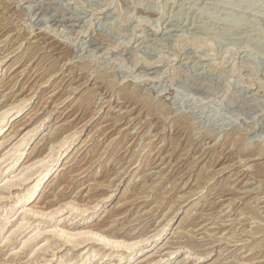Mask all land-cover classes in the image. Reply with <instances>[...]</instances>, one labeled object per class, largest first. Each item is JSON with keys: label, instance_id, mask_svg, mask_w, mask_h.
Wrapping results in <instances>:
<instances>
[{"label": "rangeland", "instance_id": "obj_1", "mask_svg": "<svg viewBox=\"0 0 264 264\" xmlns=\"http://www.w3.org/2000/svg\"><path fill=\"white\" fill-rule=\"evenodd\" d=\"M218 1L0 0V80L4 82L0 83V95L4 91L0 104L15 96L27 98L26 111L10 120L24 125L0 150L46 114L42 128L31 137L26 158L43 150L50 135L77 130L66 153L70 159L69 153L77 150L76 157L57 171L55 180L38 194L37 204L54 200V190L59 199L82 203L111 191L109 198L100 200L95 217L87 220L98 224L96 231L105 226L103 234L108 237L151 236L166 213L172 217L139 261L171 258V264H264V155L236 151L245 141L253 150L264 138V89L258 88L264 83V20L240 18L237 12L228 20ZM257 3V10L263 8L264 0ZM232 19L242 20V25L233 28ZM185 36L189 42H181ZM204 39L203 43L212 45L215 64L207 60L206 47L199 46ZM228 49L233 54L227 60ZM250 65H256L255 70ZM50 66L56 71L44 83L41 75ZM234 69L238 71L233 73ZM101 72L118 84L107 86ZM236 74L247 84H256L247 87L244 82L245 88L236 87L237 101L228 111L239 120L225 126L219 113L209 117L205 102L218 95L226 80L234 81ZM183 82L188 88L181 98L178 87ZM122 84L129 89L120 92ZM127 91L146 97L134 98ZM226 99L221 110L226 109ZM29 114L33 116L28 118ZM185 115L194 121L195 132L191 123L181 124ZM6 129H0L1 136ZM132 176L137 187H126ZM109 182L114 184L111 188L105 186ZM3 210L0 207V214ZM62 214L60 226L71 222L68 213ZM75 219V225L86 221L81 216ZM45 220L38 239L47 234L54 239L46 232L51 218ZM21 237L15 235L0 247V264H25L35 254L27 248L11 263L7 261L13 253L10 248L19 250ZM188 239L192 240L190 250L184 247ZM66 244L38 252L37 261L30 264H43L45 259L52 263L51 254L67 252ZM79 251L74 248L67 255ZM196 253L204 257L198 260ZM111 259L87 264H112Z\"/></svg>", "mask_w": 264, "mask_h": 264}, {"label": "bare ground", "instance_id": "obj_2", "mask_svg": "<svg viewBox=\"0 0 264 264\" xmlns=\"http://www.w3.org/2000/svg\"><path fill=\"white\" fill-rule=\"evenodd\" d=\"M215 3L218 4V7H220L222 11L223 10L225 11V12L223 11L224 14L226 13V17L225 18H228L227 16H231V15H233V14H235L237 12V14L239 13L240 18H241V16L243 18L245 16H249V18L252 21L264 20V6L262 5L263 8L260 7L261 9L257 10L256 9V8H258L257 7L258 6L257 0H219L218 2H215ZM205 5H207V4H205ZM241 6H243L244 9L240 11V7ZM215 10H216V8H215ZM218 10L220 11V9H218ZM207 11H208V8H207ZM159 12H160V10H159ZM209 12L210 11H208V13ZM209 14L211 16L212 13H209ZM214 15H217V14H214ZM118 16L120 17L119 14H118ZM127 16H129V15H127ZM239 16L236 17V18H239ZM218 18H220V17H218ZM228 20H229V18H228ZM245 20H247V19L245 18ZM241 21L239 19H232V22H230V23L232 24L233 28H236V27L240 26ZM0 23H3V22H0ZM182 37H184V36H182ZM204 41H205V39L201 43L199 42L200 43L199 46L200 47H203V46L206 47V49H207L206 51L208 52L207 53V58H208L207 60L210 61V63L213 64L214 61L216 62V60H215V54H214L213 49H212V45L211 44H207V42L203 43ZM181 42H189V40L186 37V38H182ZM37 49H40V47L37 48ZM229 49H228V51L226 50L227 51L226 53L229 56L226 57L224 55L227 60L233 54L232 50H229ZM248 50H250V49H248ZM35 51H36V49H35ZM33 53L34 52H32V55H33ZM222 54H225V53H222ZM222 54L220 56L223 57ZM2 57H0V58H2ZM28 58H31V56L28 57ZM139 59H136L135 64H137V63L139 64V61H140ZM233 64H234V61H233ZM251 65H250L249 68L252 71L255 70V66L256 65L254 67L251 66ZM87 66H88L87 64H84L82 66V68L85 69V68H87ZM234 66L235 65H233V67ZM8 68H9V66H8ZM230 70H232V69H230ZM55 71H56V69H54L53 67L51 68V66H50V68L48 67V69L46 68V70L44 69V71L42 73L43 75H41V76H43L42 78L45 79L44 83L46 81H48L53 76ZM237 71L238 70L234 69L233 73H235ZM99 74H100L101 78L104 79L103 81H105L107 86H115V85L118 84L117 82H115L113 80V77H109V75L107 76V72H101ZM143 77H145V76H143ZM10 78L11 77H9V79ZM138 78H140V77H138ZM240 78L241 77H239L236 74L235 79L232 82H231L232 78H230V81H227L225 79L226 81L225 80H224L225 82L223 81L224 83L221 85L222 87L218 90V92H219L218 95L214 96V97L209 96L211 99L208 102H205L206 104H209V110L208 111H209V113L212 114L209 117H211V119H212L215 113L216 114L219 113V116L220 115L222 116V118H221L222 123H226L225 126L233 124L238 119L237 116L232 115L230 113L231 111L230 112L228 111V110H230L232 108V106L237 101L236 97L234 96V95H237V94H234L235 90H236V87H237V89H240V88H245L246 86L248 87V86H252V85L256 84L255 82H253V81L251 82L250 81L248 83L249 84L248 85L245 81L241 80ZM2 79L0 80V83H2L1 85L4 84ZM154 79H155V77H154ZM228 80H229V78H228ZM135 81L137 82L136 79H135ZM244 82L247 84V85L245 84L246 86H244ZM35 83H36V81H35ZM125 85H123L124 88H122L120 90V92L124 91L127 88L129 89L130 86L129 85L125 86ZM133 86H134V83H133ZM131 87H132V84H131ZM186 87L188 88V85L186 83V86H185L184 82H183V84L180 87H178V88H181V89H179V91L177 90L179 92L178 94L181 95V98H182V95L183 96H184V94L187 95V91L185 90ZM135 88H137V87H135ZM258 88H263L264 89V83H259ZM130 89H132V88H130ZM137 90H138V88H137ZM184 91L186 93H184ZM1 92L2 93H1L0 97L2 96L4 91H1ZM140 92L139 93L137 92V93L140 94ZM128 93L130 95H132V96L135 94L133 96L134 98L138 97V96L140 97V95H136V92L134 93V91L133 92H128ZM118 94H120V93H118ZM141 97H144V95L143 96L141 95ZM141 97H140V99H141ZM145 97H144V99H145ZM225 97H227V99H228V100L226 99L227 100V101H225L226 103L224 102L226 104V105H224V107L226 106V109L225 110H221L220 104H221L222 100ZM195 98H196V96H195ZM190 99H192V98H190ZM131 100H135V99L131 98ZM144 101H147V98ZM26 102H27V98L25 96H23L21 98L15 96V97H13L12 100H9L8 102L0 104V129L2 127H5V126L7 127V129H6L7 133L5 135H3V136L0 135V147L3 146L9 140V138H11L15 134H17L18 131H19V128L22 125H24V122L16 124L17 120H15L14 123H10V120L12 118H14V117L16 118L17 116H19L20 114H22V113H24L26 111V109H25V107L27 105ZM198 102H200V100H198ZM157 106H158L157 107L158 109L161 108V107L159 108V104ZM252 106H255V104H251V107ZM219 107H220V109H219ZM160 113L162 114V112H160ZM46 115L43 116V117L42 116L38 117V119H36L34 122H32L31 125L29 126V129H27L21 136L18 134L17 135L18 138L14 142L11 143V141H10V145L9 146L3 147L2 150H0V207H4V210L1 211V214H0V241H4V242L2 243V245H0V247H5L7 245V243H9L15 235L22 234V237H21V240H20V243H19L20 247L18 248L19 250L18 251L15 250V252H14V248H10L9 251L13 250V253L10 254V258L11 259L8 258L7 261L9 263H11L12 262V257H14V256H16V255H18L20 253H24L25 250L27 248H29V253L32 252V251H34V253H35L31 258H29L25 262V264H30L32 261H34V259H35V261H37L36 258H37V255L39 254L38 252L44 251V250H48V248H50V247L52 249V245L54 246V248L52 250H54L55 248H59L62 245V243H65V244L68 243L70 247L67 249V252H65L63 254H60V255L58 254V252L51 254V256L54 257V258L52 259L53 262L50 263V264H87V263H89L90 261H93V260H95V262L97 263V262L101 261L102 259H107V258H112L111 259V263L112 264H120V263L121 264L122 263H127V264H171V262L169 263L171 258L165 259L164 261H161V259L160 260H155L153 258H148V259H144V261H139L140 254L142 252H145L147 249H149L152 246V244L159 238V236L166 229L167 225L169 224V221L172 218V217L170 218V216L168 215L169 213L165 214V216H166L165 219H163L161 222H159L158 225L156 224L155 228L153 227L154 228V232H153V234H151V236H146L145 233H141V234H139V235H137L135 237L130 236V237H121L120 238V236H117V235H114L113 237H108V236L104 235L103 234L104 233L103 229H104L105 226H103V225H101V227H99L100 228V230H99L100 232L98 230L96 231L95 229H98L97 228L98 224H92L91 223L92 221H87L88 218L91 217V219H93L95 217V215H96V213L98 211V208L100 206L99 205L100 200L109 198L112 195V193H113L111 191L109 193L106 192L107 194L103 195L102 197H98L97 196L98 197L97 198V197H95L96 196L95 195V196H93V197H95V199L89 200V201L87 200V202H85V203L83 202L82 203V202H75V200L59 199L58 193L54 190L52 192V194H51L52 197L53 196L55 197L54 200H49V201L46 200L47 202L43 206L41 204H37L38 201H36V198H37L38 194H40V192L41 193L44 192L48 188V186L58 176L59 173H57V171L59 169H60V171L65 169L64 165L66 163H68L69 161H71L72 159H74L76 157V155H77V152H78L77 150L73 151V153L72 152L69 153V155H72L71 158L70 159H68V157L66 158V153L68 152V148L70 147L72 141L75 138V135L77 134V130L76 129L70 130L71 129L70 128V129H65V130L63 129L62 133H60V134L50 135V137L48 138V141L46 143V146L44 147L43 150H41L39 153H36L35 155H31L32 153H29V156L26 158V156H27L26 155V150L28 149L27 147H28V145L30 143L31 137L34 134H36L37 130L42 128L46 117H48ZM190 115H189V117H190ZM236 115H238V114L236 113ZM31 116H33V115L31 114L28 118H31ZM239 118H241V117L239 116ZM181 121H182L181 124H183V122L191 123V121H189L188 116L186 117V115H185V117L182 116V120ZM193 123H194V121H193ZM193 123H191L192 124L191 127L194 129L193 131L195 132L196 129H195V126H194ZM3 130H1L0 132H2ZM51 132H52V130H51ZM236 143H238V142H236ZM236 146H238V145H236ZM253 147H254V145H253ZM34 148H35V146L33 145V149ZM236 151L238 153H243V152L246 151V153L247 152L248 153L252 152V155H262V154L264 155V138L261 141L256 142L255 147H254L253 150L251 148L248 149V143H247V141H245V142H242L241 146ZM99 157H100V155H99ZM139 159H138V161H139ZM135 161H136V158H135ZM123 172L126 173V170L125 171L123 170ZM45 174H47V175H45ZM114 175H116V174L114 173ZM46 178H48V179H46ZM134 178L135 177H133V176L131 178H129V179L127 178L126 187H129L131 185L135 186V183H134L135 179ZM44 180H45V182L42 184V182ZM104 181H102V183ZM63 182H64V180H63ZM111 182H109L105 186H108L110 184L109 188H111V186L114 185ZM41 184H42V186L39 188V186ZM103 185H104V183H103ZM140 186H142V185H140ZM135 187H137V185ZM132 189H135V188H132ZM141 189H142V187H141ZM141 189H138V190H141ZM129 191H131V190H129ZM5 192L9 193V196L5 195L4 194ZM137 192L139 193V191H137ZM124 193H125V191H124ZM134 193H136V192H134ZM134 193H133V195H134ZM129 196H130V193H129ZM136 196H137V194H136ZM138 196H139V194H138ZM47 198H48V196L46 197V199ZM125 198H126V196H125ZM8 199H10V200L9 201H5V200H8ZM132 199H133V197H132ZM176 209H177V207H176ZM63 212L68 213L70 215L68 220L71 221V222H69L68 224H65V225L61 224V226H60L59 225V223H60L59 217L61 216V214ZM170 212H172V211H170ZM174 212L175 211H173V213ZM77 216H81L83 218L82 220H86L85 223H83L81 225L73 224V220H76L75 218ZM255 217L253 219H255ZM43 218H45V219H47V218L50 219L51 218V221H52L51 226L46 230V232L50 233L53 237H55L54 239H51V236H49V234H47L45 236H42L41 237L42 239H38L40 237V235L42 233V229H43L42 226H40V224L46 222V220L43 219ZM8 220L10 222V225H8L6 227V224L8 223ZM262 231H263V229H262ZM94 242H95V244H94ZM96 242H97V244H96ZM101 244L103 246L99 247L98 245H101ZM191 244H192V240L188 239L187 243L184 244V247H186L187 249L190 250V249H192L191 246H190ZM74 248L75 249L76 248L77 249L80 248L81 251H79V252H81V253H78L77 255H67L68 253L70 254V251L72 249H74ZM169 254L172 255L173 252L171 251V252H169ZM196 256H197L198 260L204 257L202 254H198V253H196ZM48 260L49 259H45L43 264H49ZM38 264H40V263H38Z\"/></svg>", "mask_w": 264, "mask_h": 264}]
</instances>
